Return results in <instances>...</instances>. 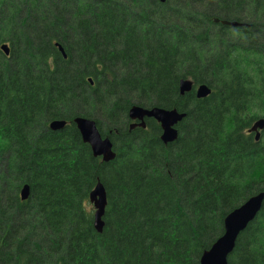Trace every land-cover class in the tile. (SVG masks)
<instances>
[{
	"label": "trees",
	"instance_id": "1",
	"mask_svg": "<svg viewBox=\"0 0 264 264\" xmlns=\"http://www.w3.org/2000/svg\"><path fill=\"white\" fill-rule=\"evenodd\" d=\"M3 44L0 264H200L227 215L264 192V130L249 133L264 119V0H0ZM182 79L212 92L181 96ZM135 105L185 113L177 141L154 119L130 130ZM78 117L113 161L94 157ZM228 264H264V202Z\"/></svg>",
	"mask_w": 264,
	"mask_h": 264
},
{
	"label": "water",
	"instance_id": "2",
	"mask_svg": "<svg viewBox=\"0 0 264 264\" xmlns=\"http://www.w3.org/2000/svg\"><path fill=\"white\" fill-rule=\"evenodd\" d=\"M215 23L232 28H242L246 26L243 23L220 21L218 19L215 20ZM59 49L66 58L63 48L59 46ZM1 51L8 56L10 54V47L4 44L1 46ZM90 83L93 84L92 81H90ZM179 89L181 96L191 93L194 90V82L189 79H182ZM211 92L210 88L205 84L195 88L196 97L198 99L207 98ZM129 118L132 121L138 122V124L131 125V129L136 127L145 129L147 127L146 119H154L157 121L162 129L161 141L168 145L177 141L179 132L176 127L186 118V114L179 113L177 110H167L158 107L147 109L135 105L129 111ZM74 123L82 136L83 142L91 147L93 155L96 158L102 157L105 163H109L116 158L111 140L102 137L96 121L78 117L74 120ZM66 126V121L55 120L50 123L49 129L56 132L65 129ZM263 130L264 119H261L253 124L249 133H254L255 140L259 141L261 136L260 133ZM30 191L28 185L21 190L20 197L22 201L29 199ZM89 198L90 203L94 205L95 208V228L99 233H102L104 228L103 217L107 207V197L106 191L101 183L96 185ZM263 202L264 192L252 196L242 206L229 213L224 220L223 235L209 250L203 253L200 264H228V258L233 253L239 236L246 230L248 225L256 219L258 213L262 209Z\"/></svg>",
	"mask_w": 264,
	"mask_h": 264
},
{
	"label": "flooded vegetation",
	"instance_id": "3",
	"mask_svg": "<svg viewBox=\"0 0 264 264\" xmlns=\"http://www.w3.org/2000/svg\"><path fill=\"white\" fill-rule=\"evenodd\" d=\"M135 121H132L131 120V123H130V125L132 124V123H134ZM135 124H138V122H136ZM137 128H139V127H136V128H134V129H131V126H130V130H135V129H137ZM262 133V132H261ZM260 133V134H261ZM252 134H254V133H252ZM161 135H162V133H161ZM255 135V134H254ZM260 138H261V136H260ZM260 140V139H259ZM256 141V140H255ZM256 142H258V141H256Z\"/></svg>",
	"mask_w": 264,
	"mask_h": 264
},
{
	"label": "bare ground",
	"instance_id": "4",
	"mask_svg": "<svg viewBox=\"0 0 264 264\" xmlns=\"http://www.w3.org/2000/svg\"><path fill=\"white\" fill-rule=\"evenodd\" d=\"M106 196H107V194H106ZM88 199H89V197H88ZM89 201V200H88Z\"/></svg>",
	"mask_w": 264,
	"mask_h": 264
}]
</instances>
